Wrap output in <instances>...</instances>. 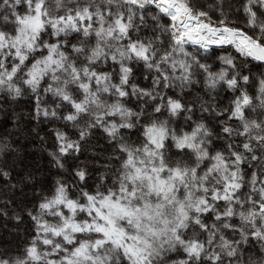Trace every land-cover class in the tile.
Segmentation results:
<instances>
[{"label": "snow or ice", "instance_id": "obj_1", "mask_svg": "<svg viewBox=\"0 0 264 264\" xmlns=\"http://www.w3.org/2000/svg\"><path fill=\"white\" fill-rule=\"evenodd\" d=\"M25 96L58 174L0 141V264H264V0H0L14 129Z\"/></svg>", "mask_w": 264, "mask_h": 264}, {"label": "trees", "instance_id": "obj_2", "mask_svg": "<svg viewBox=\"0 0 264 264\" xmlns=\"http://www.w3.org/2000/svg\"><path fill=\"white\" fill-rule=\"evenodd\" d=\"M137 80L142 85L147 83L142 77H137ZM173 94V93H169ZM192 97H185V99H191ZM3 101H0L2 104ZM9 115L15 110V112L22 117V121L19 128H12L11 121L6 120L3 112H0V141L3 137L8 134L9 139L13 142L12 147L16 149L15 159L18 160V166L14 171L21 172L23 174L24 170L32 171H42L43 175L39 177L45 183H51L53 178L58 174V170L53 168L50 164V157L48 155L49 150L52 147V138L48 129L52 127L48 122H44L43 118L40 121L32 119V110L34 103L29 96L20 98L19 100L13 102L11 106H5ZM35 129L36 131H33ZM39 133V135H37ZM40 136H44L45 140H41ZM101 150H107V145L104 141L102 135L97 133L91 138L88 145L84 146L83 154L81 155V161H85L92 165L93 151L100 152ZM27 195L31 196L30 189L26 190ZM19 200H23L20 194H17ZM27 220L25 224L16 225L13 221H7V228L4 227L5 221L0 219V242L4 239H11L13 244H22L24 236V229L27 226ZM13 228H19L20 233H12L9 236V231Z\"/></svg>", "mask_w": 264, "mask_h": 264}]
</instances>
